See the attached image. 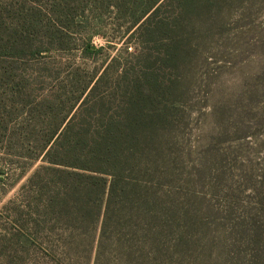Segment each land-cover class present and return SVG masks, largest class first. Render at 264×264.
Instances as JSON below:
<instances>
[{"label":"rangeland","instance_id":"obj_1","mask_svg":"<svg viewBox=\"0 0 264 264\" xmlns=\"http://www.w3.org/2000/svg\"><path fill=\"white\" fill-rule=\"evenodd\" d=\"M167 5L140 37L125 32L138 0H0V264L92 263L61 255L58 226L34 225L30 178L43 161L28 142L46 131L45 112L131 111L133 77L151 67L157 86L139 107L167 113L161 171L177 165L197 217L196 243L172 264H264V0L202 3L185 28ZM176 38L178 59L166 61ZM91 76L94 94L74 104Z\"/></svg>","mask_w":264,"mask_h":264},{"label":"trees","instance_id":"obj_2","mask_svg":"<svg viewBox=\"0 0 264 264\" xmlns=\"http://www.w3.org/2000/svg\"><path fill=\"white\" fill-rule=\"evenodd\" d=\"M226 1L138 0L144 5L143 12L125 32L145 37L146 27L167 4L176 5L179 14L175 10L172 19L185 28L198 5L204 3L210 12H224ZM164 22L159 20L156 27ZM182 42L176 38L167 44L166 61H177ZM91 47L85 45L84 51H97ZM151 68L133 77L135 83L127 97L135 96L139 103H131V111L45 112L47 119L38 118L46 121V131L28 142L35 151L29 159L43 161L30 178L34 225L48 226V230L59 227L64 258L84 253L89 257H83L88 259L84 261L92 259L91 264H172L176 257L181 260L184 248L196 243L197 217L188 201L178 195V173L173 171L177 165L167 167L165 173L160 167L166 145L158 127L166 123L167 113L142 112L139 107L140 102L146 106L147 89L157 86ZM89 79L74 104L86 91L94 94L100 78ZM86 103L83 100L81 106ZM26 141L24 137L22 144ZM74 244L83 246L76 251Z\"/></svg>","mask_w":264,"mask_h":264},{"label":"water","instance_id":"obj_3","mask_svg":"<svg viewBox=\"0 0 264 264\" xmlns=\"http://www.w3.org/2000/svg\"><path fill=\"white\" fill-rule=\"evenodd\" d=\"M91 49H94V47H91Z\"/></svg>","mask_w":264,"mask_h":264}]
</instances>
